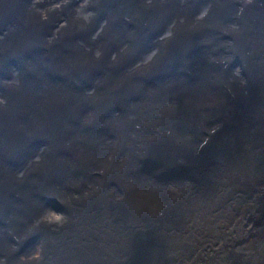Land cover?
Returning a JSON list of instances; mask_svg holds the SVG:
<instances>
[{
    "label": "bare ground",
    "instance_id": "6f19581e",
    "mask_svg": "<svg viewBox=\"0 0 264 264\" xmlns=\"http://www.w3.org/2000/svg\"><path fill=\"white\" fill-rule=\"evenodd\" d=\"M87 247L264 264V0H0V264Z\"/></svg>",
    "mask_w": 264,
    "mask_h": 264
},
{
    "label": "water",
    "instance_id": "95a60500",
    "mask_svg": "<svg viewBox=\"0 0 264 264\" xmlns=\"http://www.w3.org/2000/svg\"><path fill=\"white\" fill-rule=\"evenodd\" d=\"M35 194H36V197L40 199L41 204L50 203V205L55 207L58 210L59 213L65 211V215H68L70 213V211L72 210V209H70V210L66 209L67 208L66 204H68L67 202L64 203L63 201H60L59 199H56L55 197H47V196L38 194L36 192H35ZM65 215H64V217H62V220L59 223H57L56 226L55 225H51V224L49 226H47V227H46V225H37L34 228L28 227L27 230L28 231H32L36 237L38 235L40 236V233L42 232V228H45L44 231L42 232V234H45L47 232L53 233L54 231H56L57 232V236H58V240L57 241L59 242V245H58V247H59L60 246V242H61V237L63 235H66L67 238H75V239H77L80 236V234H82L78 230L79 229V225H73V226L72 225H66V223L68 221V218L65 217ZM14 235H15V233H14ZM6 237H7V235H6ZM62 249L68 254L70 252V245L67 246L66 248H61V250ZM87 249H88V247H87ZM79 250L78 251L80 253L84 252V248L83 247L81 249H79ZM97 258H102V257L96 255L90 249H88V256L86 257V260L84 259V260H81V261H82L83 264H95ZM57 259H58L57 264L66 263L64 260L60 259L59 257L56 258V260ZM69 264H80V263L78 261H72Z\"/></svg>",
    "mask_w": 264,
    "mask_h": 264
},
{
    "label": "rangeland",
    "instance_id": "374dc122",
    "mask_svg": "<svg viewBox=\"0 0 264 264\" xmlns=\"http://www.w3.org/2000/svg\"><path fill=\"white\" fill-rule=\"evenodd\" d=\"M85 7H86V4H84V10H85ZM201 38V37H200ZM200 38H198V39H196L195 40V42H193V44H199V42H201L202 43V38L200 39ZM188 55V54H187ZM192 55V54H191ZM186 61V60H185ZM186 65H187V70H188V68H189V62L187 61V63H186ZM170 87L171 86H169L168 88L170 89ZM100 127H102V124H100ZM148 165V164H147ZM58 214H54V216H57ZM53 218V215L52 216H50V218L49 219H52Z\"/></svg>",
    "mask_w": 264,
    "mask_h": 264
}]
</instances>
